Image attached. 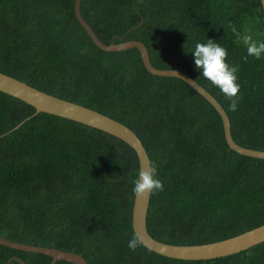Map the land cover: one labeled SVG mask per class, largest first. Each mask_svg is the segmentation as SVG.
<instances>
[{"label": "trees", "instance_id": "16d2710c", "mask_svg": "<svg viewBox=\"0 0 264 264\" xmlns=\"http://www.w3.org/2000/svg\"><path fill=\"white\" fill-rule=\"evenodd\" d=\"M81 13L104 43L140 40L155 67L190 75L226 110L234 140L264 150V55L245 61L241 39L264 42L261 0H81ZM208 39L227 50L230 66H240L235 112L195 67L191 52ZM0 71L138 135L164 185L150 198L154 238L202 244L264 224V158L231 149L215 107L181 78L150 73L136 47L99 48L77 19L75 0H0ZM138 173V156L122 139L37 113L0 91V236L79 253L88 264H264V242L203 260L167 257L143 244L130 250ZM14 256L52 262L0 244V264Z\"/></svg>", "mask_w": 264, "mask_h": 264}, {"label": "water", "instance_id": "95a60500", "mask_svg": "<svg viewBox=\"0 0 264 264\" xmlns=\"http://www.w3.org/2000/svg\"><path fill=\"white\" fill-rule=\"evenodd\" d=\"M264 9V0H261ZM75 14L79 22L85 28L93 42L101 49L107 51H119L136 47L140 53L146 69L159 76H175L186 81L189 85L201 93L218 111L222 118L225 138L229 147L236 152L257 158H264V150H257L245 147L237 143L231 133L230 118L221 103L204 86L194 78L178 69H163L155 67L150 61V54L147 46L140 40H127L120 43H104L84 19L81 13V0H75ZM0 91L13 95L33 105L36 112H47L57 116L72 119L83 124L108 132L126 143L136 152L139 160V172L152 167L149 154L138 135L126 124L106 115L102 112L72 102L47 92H44L22 80L0 71ZM151 195L147 198H134L132 212V226L135 234L142 240V244L148 249L161 255L186 260L213 259L226 255L238 253L250 247L264 242V224L241 234L209 243L202 244H172L154 238L147 228V215ZM0 244L28 252L48 254L52 257L51 264L57 260H66L74 264H88L87 260L79 253L61 250L54 247H44L16 242L0 236ZM23 264H26L17 256ZM10 258L7 264L12 260Z\"/></svg>", "mask_w": 264, "mask_h": 264}, {"label": "clouds", "instance_id": "9594fccd", "mask_svg": "<svg viewBox=\"0 0 264 264\" xmlns=\"http://www.w3.org/2000/svg\"><path fill=\"white\" fill-rule=\"evenodd\" d=\"M230 27L231 31L239 37L237 29L231 25ZM241 39L247 51L245 61L248 56L260 59L264 55V42L254 41L250 35H244ZM191 53L195 67L201 71V75L230 101L229 110L237 111L241 87L237 83V73L240 66L238 64L230 66L226 62L227 50L212 39H208L206 43H196ZM133 185L132 193L137 198H147L153 193L164 190L162 181L157 178V168L154 165L147 170H141L133 181ZM141 245V238L133 235L127 246L135 251Z\"/></svg>", "mask_w": 264, "mask_h": 264}]
</instances>
